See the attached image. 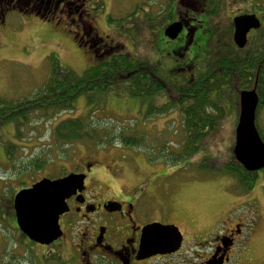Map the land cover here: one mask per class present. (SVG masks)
Wrapping results in <instances>:
<instances>
[{"label":"rangeland","instance_id":"rangeland-1","mask_svg":"<svg viewBox=\"0 0 264 264\" xmlns=\"http://www.w3.org/2000/svg\"><path fill=\"white\" fill-rule=\"evenodd\" d=\"M100 1L103 9L96 15L97 32L108 36L114 49L121 45L114 52L132 55L149 65L160 60L157 66L163 70L161 76L165 82L166 79L173 82L164 84L161 94L143 101L127 96L125 81L116 79L108 84L106 93L95 95L92 101H87L86 96L78 97L70 111L29 114L19 140L11 123L0 125V204L3 208L0 264H60L55 256L48 255L54 252L53 248L32 246L39 256V260L33 259L31 247L25 246L27 242L21 239L14 224L12 198L40 178L58 177L73 171L75 165L85 160L102 166V171L89 180L96 183L99 193L114 198H137L142 221L174 225L181 232L183 241L178 254L152 258L141 264H205L211 253L213 235L236 222L240 224V232L227 264H264V168L257 171L253 186L246 191L238 179L220 171L234 160L232 149L239 109L235 98L239 92L236 80L225 87L227 96L221 106L222 118L217 119L215 128L201 140V147L185 160L173 162L175 158H172L170 161V156L174 157V152L183 148L186 137L182 106L177 104L181 97L176 88L190 87L198 73L204 77L206 72H215L216 62L224 56L236 58L248 51L254 52L260 31L250 36L245 48L239 49L228 34L214 35L212 28L217 19L206 22L203 26L206 32L200 29L192 46L200 53L195 75V66H191L193 79L189 74L180 82L175 72L170 73L166 67L170 43L164 37V30L172 19L167 11L170 2L165 11L168 0ZM233 5L223 7L226 16L235 10ZM222 16L225 23L220 21L228 30V20ZM65 28L63 24L25 14L6 15L0 21V99L17 101L36 94L47 82L50 70L47 58L51 54L59 59L61 69L75 76L99 58L81 47L79 37L72 38ZM260 55L264 56V50ZM76 117L90 119L95 126L105 129L114 128V134L133 136L142 140L141 144L123 146L115 141L98 146L82 140L53 142V127ZM256 124L264 137V106L258 110ZM6 142L17 145L13 164L5 159ZM201 165L210 171L200 170ZM41 256L45 259L41 260Z\"/></svg>","mask_w":264,"mask_h":264},{"label":"flooded vegetation","instance_id":"flooded-vegetation-1","mask_svg":"<svg viewBox=\"0 0 264 264\" xmlns=\"http://www.w3.org/2000/svg\"><path fill=\"white\" fill-rule=\"evenodd\" d=\"M169 2L167 11L171 13L172 19L166 23L165 28L176 23L180 25V32L174 39L163 35L170 43L166 67L170 73L175 72L180 82L189 74L190 79L195 75L200 53L192 46L197 32L202 28L203 32H206L203 27L206 22L214 21L213 18L217 19L214 35L220 37L228 34L232 44L235 18L255 16L260 26L263 24L264 13L259 0H168L163 10L166 11ZM229 3L234 4L235 10L230 16H226L223 7ZM102 9L100 0H0V21H4L6 15L25 14L63 24L72 38L79 37L81 47H85L86 51L100 58L115 47L108 36H100L97 32L96 15ZM222 14L226 16L230 25L228 30L223 28L225 21ZM255 33L256 31L250 30L246 35L247 39ZM191 66H195L194 75L190 73ZM97 164L85 160L67 173L83 174L84 189L82 191L76 189L65 200L67 210L58 217L61 236L57 240L48 246L33 243L17 229L24 243L27 242L25 245L31 247L33 259L39 260V256L33 251L32 246L48 250L53 248L54 252L48 255L55 256L60 264H71V261L73 264H141L152 258H170L178 254L180 250L173 255H157L137 260L141 229L150 222L142 221L138 210L139 201L136 204L137 198L107 197L104 193H99L96 183L93 181L89 183L90 179H94V176L102 171V166ZM108 202L119 203L120 209L109 211L105 208ZM239 225L236 222L213 235L215 237L212 239L211 253L205 262L208 260L216 264L229 262L236 244V235L240 232ZM44 259L41 256V260Z\"/></svg>","mask_w":264,"mask_h":264},{"label":"trees","instance_id":"trees-1","mask_svg":"<svg viewBox=\"0 0 264 264\" xmlns=\"http://www.w3.org/2000/svg\"><path fill=\"white\" fill-rule=\"evenodd\" d=\"M259 1H261L264 13V0ZM112 21L109 19V22L112 23ZM212 31H214L213 28ZM259 31L258 45L254 52L248 51L245 56H234L236 58L224 56L219 62H216L215 65L218 69L215 72H206L204 77H202V73H196L197 75L192 80L190 87L185 85L180 90L176 88V92H179L181 97L177 104L182 106L186 137L183 148L177 151L179 153L174 152V157L170 156V161L172 158H175L173 162L185 160L201 147V140L215 128L217 119L222 118L221 106L227 96L225 87L230 86L235 80L239 90L235 97L237 100H239L240 91L254 89L259 99L256 113L264 106V56L260 55L264 50V17L263 24L256 30V32ZM204 46L207 48V43H204ZM118 49H121V45L114 50ZM114 50L103 56L102 60L96 59L79 76H75L74 73L66 69H61L59 59L54 54L49 55L47 58L50 64L48 79L37 90L36 94L17 101L0 99V125L11 123L15 128V137L19 140V136L23 132L22 125L28 120L29 114L70 111L78 97L86 96L87 101H92L95 95L99 96L106 93L109 90L108 84L115 82L116 79L125 81L123 83L127 96L143 101L161 94L164 90V84L172 83L167 79L165 82L161 76L163 70L157 66L160 60H155L158 62L155 65H149L139 58L129 54H121L120 51L115 53ZM210 52L214 53V50H210ZM256 128L264 141L263 133L259 130L258 124H256ZM108 129L99 125L95 126L87 118H68L53 127L51 138L53 142L66 143L82 140L93 142L98 146L106 145V143L111 144L115 141L123 146L141 144L142 140L140 139L125 136L122 132L114 134V128ZM6 144L8 145L5 148V159L13 164L17 145L8 142ZM178 154L179 156H177ZM170 161L167 159L166 162ZM199 169L210 171L203 165L199 166ZM211 169L214 170L213 167ZM220 171L238 179L245 191L250 190L253 186V178L256 173L246 170L235 159L222 167ZM1 210L3 208L0 204V215H2Z\"/></svg>","mask_w":264,"mask_h":264},{"label":"water","instance_id":"water-1","mask_svg":"<svg viewBox=\"0 0 264 264\" xmlns=\"http://www.w3.org/2000/svg\"><path fill=\"white\" fill-rule=\"evenodd\" d=\"M259 22L254 16L234 19L233 41L239 48L246 43V34L257 29ZM180 32V25L173 23L165 29V35L174 39ZM258 98L254 90L239 94V115L234 132V159L248 171L264 167V143L255 126V111ZM84 175L69 174L50 180L43 178L16 193L13 198L15 223L19 231L30 241L49 245L61 236L58 217L66 210L65 200L75 190L82 191ZM109 211L120 209L118 203H108ZM182 236L173 225L151 223L141 229L137 260L153 256L169 255L179 250ZM206 264H216L210 260Z\"/></svg>","mask_w":264,"mask_h":264}]
</instances>
